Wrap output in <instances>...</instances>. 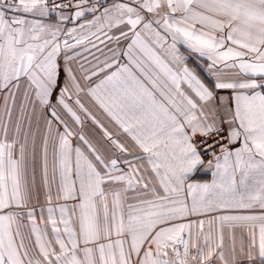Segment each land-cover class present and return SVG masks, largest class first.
Here are the masks:
<instances>
[{
    "label": "snow or ice",
    "instance_id": "1",
    "mask_svg": "<svg viewBox=\"0 0 264 264\" xmlns=\"http://www.w3.org/2000/svg\"><path fill=\"white\" fill-rule=\"evenodd\" d=\"M0 97V264H264V0H0Z\"/></svg>",
    "mask_w": 264,
    "mask_h": 264
},
{
    "label": "crops",
    "instance_id": "2",
    "mask_svg": "<svg viewBox=\"0 0 264 264\" xmlns=\"http://www.w3.org/2000/svg\"><path fill=\"white\" fill-rule=\"evenodd\" d=\"M71 26V25H70ZM196 62L190 61L189 67L195 68ZM197 71H199L197 69ZM222 95H227V93H221ZM4 101L2 97H0V121L6 120L3 111ZM20 119L21 123V140H23V134L29 132V124L31 134L28 137V153L26 157V164H27V179L29 182V188L32 193V199L30 201L29 207L35 208L36 211V222L42 228L47 226V208H44V220H41V207H48V203L46 200V189L43 182V167H42V157H41V144L43 136L46 134V128L43 121H38L37 119H33L31 117V112L25 113L24 115L20 112V101H17L16 106L13 108L12 112V122L15 124L17 119ZM99 131V130H98ZM14 129H10L9 131V138L12 137ZM2 134V133H0ZM99 134L97 135V139ZM33 140L35 141V160H33V153H32V145ZM135 151V149H133ZM51 160V157H49ZM205 165H207V161H205ZM146 166V165H144ZM49 176L51 178V170L49 171ZM34 179V185H33ZM212 179L211 170L201 169L198 171L195 176L194 180L197 182H210ZM53 188V185H52ZM51 188V192H52ZM52 197L55 203L56 200V193H52ZM58 203H63V201H58ZM57 205V203H55ZM59 216V212L56 213ZM212 215H218V213H213ZM205 220V229H207V221L210 217H199ZM192 219H197V217H192ZM27 224V220H25ZM49 231H50V226ZM218 227V224H217ZM224 251H225V258L229 261V264H248V261L244 255L241 254V246L247 249V228L243 225L237 226L233 229H230L227 225H225L224 230ZM234 236V243H235V260L233 261L232 258V246H233V239L231 238ZM217 264H221V262H217Z\"/></svg>",
    "mask_w": 264,
    "mask_h": 264
},
{
    "label": "rangeland",
    "instance_id": "3",
    "mask_svg": "<svg viewBox=\"0 0 264 264\" xmlns=\"http://www.w3.org/2000/svg\"><path fill=\"white\" fill-rule=\"evenodd\" d=\"M83 131H84V133L86 135L89 136L90 139H93V140H96L97 139V135L99 134L98 129H95L90 121L85 124ZM52 185H53L52 193H56V184L53 183ZM53 202L54 201H52V203ZM55 203L58 204V201H56ZM55 203H53V205H56ZM44 208H47V206L46 207H41V209H44Z\"/></svg>",
    "mask_w": 264,
    "mask_h": 264
},
{
    "label": "built area",
    "instance_id": "4",
    "mask_svg": "<svg viewBox=\"0 0 264 264\" xmlns=\"http://www.w3.org/2000/svg\"><path fill=\"white\" fill-rule=\"evenodd\" d=\"M216 154L219 155V149H216ZM213 157L211 155H205L204 156V161H208L210 159H212Z\"/></svg>",
    "mask_w": 264,
    "mask_h": 264
}]
</instances>
